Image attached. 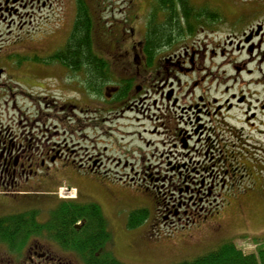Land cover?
Wrapping results in <instances>:
<instances>
[{
    "label": "rangeland",
    "instance_id": "rangeland-1",
    "mask_svg": "<svg viewBox=\"0 0 264 264\" xmlns=\"http://www.w3.org/2000/svg\"><path fill=\"white\" fill-rule=\"evenodd\" d=\"M190 1L195 6L197 0ZM198 1L203 2V7L219 12V16L233 17L236 32L242 30L244 19L238 12L245 10L248 2H253ZM152 8L148 0H101V35L94 38V47L107 60L108 74L112 76L111 83L103 89V97L90 95L83 83L84 74L76 75L60 66L56 69L32 66L36 63L33 55L18 49L21 43L1 47L0 133H9L11 137L24 132L28 135L39 114L42 133L38 136L43 149L55 130L53 122L47 120V114H51L49 109L54 111L56 107L58 119L64 123L68 113L72 123L66 136L63 135L64 124L56 123L60 146L57 150L61 157L57 165L61 169L50 177L52 184H46V189H38L40 192L24 189L18 193L16 188L1 185L0 177V217L36 210L38 220L45 222L52 210L63 202L60 189L77 186L82 194L80 197L78 191L77 202L97 203L102 207L113 236L108 247L123 263L176 264L215 250L224 242L233 243L246 255L255 253L264 244V179L258 170L254 172L257 159L248 161L249 153L245 157L240 152L245 169L239 166H231V169L238 170L237 176L241 177L250 172L254 174L245 179L238 177L230 193L222 195L209 182L211 176L206 180L201 178L206 165L185 167L197 157L182 149V139L179 141L176 135L185 136L187 130L194 146L196 134L191 122L195 121L196 114L179 107L189 102L195 107L199 92H194L189 85L201 72L180 73V67L174 64L179 61L175 55L183 52L179 45L185 40L192 46L197 39L185 38L173 47L162 48L152 69L146 70L145 59L137 60L140 63L137 65L134 60L140 54H136V46L140 47L145 37L140 31ZM248 9L251 21L256 15L254 11H259L260 7ZM71 12L70 8L62 10V21L65 13L69 16ZM5 17L14 22L20 19ZM228 22L232 23L229 18ZM131 27L136 31L134 36L128 33ZM228 34L227 28L221 29L217 40L223 41ZM16 37L15 32L8 33L6 22L0 24V46ZM188 51L191 55L192 50ZM205 65H208L207 60ZM204 74L208 75L209 71H202L201 75ZM115 80L131 84L132 91L125 103L112 100L110 93L116 87ZM171 86L179 96L176 105L174 99L170 102L166 99ZM75 104L79 107H71ZM65 105L67 111H62ZM63 164L68 167L64 168ZM72 168L79 170L80 176L67 172ZM88 169L91 170L89 177L85 175ZM92 170L97 172L95 177L99 176V180L92 179L96 174H92ZM38 175V180L50 176L44 172ZM214 183L221 184V180ZM137 209L147 210L148 218L141 226L129 229V215ZM188 211L193 213L186 215ZM78 224L81 228V222ZM35 245L41 252L48 250L56 255L57 261L51 264H83L57 243H46L40 238L33 239L25 253ZM9 252L8 245L0 243V264L25 263L4 258L11 254Z\"/></svg>",
    "mask_w": 264,
    "mask_h": 264
},
{
    "label": "flooded vegetation",
    "instance_id": "flooded-vegetation-1",
    "mask_svg": "<svg viewBox=\"0 0 264 264\" xmlns=\"http://www.w3.org/2000/svg\"><path fill=\"white\" fill-rule=\"evenodd\" d=\"M148 1L151 8L156 3L155 0ZM168 3L177 6L178 10L157 11L160 21L191 20V17L186 19L181 9L184 1L170 0ZM202 3L195 1L194 19L199 22V25L196 30L194 29V34L188 33L186 36V38L197 40L193 41L192 46L187 45L185 40L179 45L183 52L175 55L179 61L174 64L176 68L180 67L178 68L180 73L201 72L198 78L189 85L194 92H199L195 107L192 102H189L187 106L179 107L196 114L195 121L191 122L194 125L193 132L196 134V141L194 146H191L193 137L187 130L184 132L185 136L183 133H178L176 137L178 136L179 141L182 139L183 150L191 151L194 157H197L194 158V163L190 161L185 164V167L206 165L207 167L202 168L203 174L200 171L202 174L200 177L206 180L211 176L209 182L216 188L218 194L222 195L229 194L231 185H237V178L241 177V175L237 176L238 170L234 171L231 166H239L240 169L246 167V164L242 162L241 153H244L245 157L249 153L248 161H252V158L257 159L258 166L254 172L258 170V174L264 179V3L262 0H253L252 3L248 2L245 5V10L238 12V15L244 16L242 30L239 32H236V26L233 24L234 18L231 16L221 15L215 18L211 16V20L202 16ZM253 6L260 7V9L254 11L256 15L250 21L247 11L248 7ZM69 8L72 11L71 15L67 16L65 13L62 21L60 13ZM207 11L215 13L211 7L207 8ZM152 14L153 8L149 15L146 14V25L140 31L144 36L148 31L147 25L152 19ZM6 15L20 17V19L17 22L8 21ZM228 18L232 23L228 22ZM2 22L7 23L8 33L15 32L18 37L1 45L0 54L2 53L1 47H6L9 43H21L18 49L33 55L32 60L36 63L32 66L39 69L48 67L56 69L60 66L74 73L72 67H68L58 59V53L63 52L68 55L73 53V49L67 44L75 33L77 22V28L82 30L83 35L88 37L92 33L93 38L101 35V0H0V24ZM88 22L92 23L91 28L87 25ZM224 28L229 30V34L223 41L217 40L219 31ZM135 32V29L131 27L128 33L134 36ZM141 44L140 47L136 46L138 49L136 54L140 55L134 60L135 62L145 59L141 52ZM189 49L192 50L191 55H189ZM207 55H209L208 58ZM206 60L207 66L205 65ZM136 64L140 63L136 62ZM145 66L146 70L155 67L154 65L149 67L147 62ZM87 67L88 65H82L80 69L84 70ZM205 70H208L209 74L201 75ZM1 75L2 68L0 67ZM166 99L168 102L174 99L175 105L177 104L179 96L173 86L166 95ZM67 107L65 105L61 110L67 111ZM71 107L79 106L75 104ZM54 108L58 113V109ZM194 109L196 111H193ZM49 110L51 114H47L49 116L47 120L49 123L53 122L55 130L54 135L48 137L43 149L38 136L42 133L39 114L36 116V125L31 128L28 135L26 134L28 132H24L11 137L9 133H0L1 185L16 188L20 193L24 189H28L26 190L28 192H40L38 189H46V184H52L50 177L61 169L60 165H57L61 160L60 152L57 150V147H60L57 140L59 137L57 124H64L63 135L66 136L72 119L66 113L67 122L64 123L63 120L58 119L55 110L53 111L52 108ZM189 120H191L190 117ZM46 124L44 121L43 125ZM63 165L64 168L68 167L66 164ZM178 168H181V165ZM208 169L211 173H208ZM42 172L50 176L42 179L41 175V179L38 180V173ZM67 172L75 174L76 177L80 176L77 169L72 168ZM90 172L91 170L88 169L85 175L89 177ZM215 172H217L216 176H214ZM92 174H95L91 176L92 179L99 180V176L95 177L96 171L92 170ZM253 174L250 172L241 178L245 179ZM221 175L225 178H220ZM217 179L221 180V184L214 183ZM44 193L48 195V192ZM79 196L82 197V194L80 193ZM190 213L193 212L188 211L186 215ZM55 256L48 250L41 252L35 245L22 256L9 255L4 258L18 259L30 264H43V262L51 264L57 261Z\"/></svg>",
    "mask_w": 264,
    "mask_h": 264
},
{
    "label": "trees",
    "instance_id": "trees-1",
    "mask_svg": "<svg viewBox=\"0 0 264 264\" xmlns=\"http://www.w3.org/2000/svg\"><path fill=\"white\" fill-rule=\"evenodd\" d=\"M155 1L152 19L147 25L148 31L144 39L140 41L143 57L149 67L155 64L162 48H170L180 43L188 33L194 34L199 25V22L194 19V7L190 0H181L184 1L181 9L186 19L191 17V20L186 21L179 19L160 21L157 11L178 10V7L167 4L170 0ZM202 16L211 20V16L215 18L219 16V12L210 13L206 7H203ZM87 25L89 28L92 27L91 22ZM77 26L78 22L75 33L67 44L73 49V53L68 55L60 52L57 57L68 67H72L75 73L84 74L83 83L91 92L90 95L103 97V89L112 81V76L108 74L110 73L108 62L96 52L92 33L87 37ZM82 65H88V67L81 70ZM114 83H116L117 91L112 95V100L125 103L132 91L131 84L123 80H115ZM37 214L36 210H32L0 217V243L8 245L9 253L16 256L24 255L28 244L33 239L40 238L46 243H57L64 252L75 254L76 259L83 264H126L117 259L108 247L113 236L109 221L99 204L63 201L52 210L50 218L45 222L38 220ZM147 218V210H134L129 215L127 226L129 229L137 228ZM80 221H85V224L77 229L76 224ZM176 264H264V244L259 246L255 253L246 255L237 250L233 243L224 242L215 250Z\"/></svg>",
    "mask_w": 264,
    "mask_h": 264
},
{
    "label": "bare ground",
    "instance_id": "bare-ground-1",
    "mask_svg": "<svg viewBox=\"0 0 264 264\" xmlns=\"http://www.w3.org/2000/svg\"><path fill=\"white\" fill-rule=\"evenodd\" d=\"M62 191V190H61Z\"/></svg>",
    "mask_w": 264,
    "mask_h": 264
}]
</instances>
